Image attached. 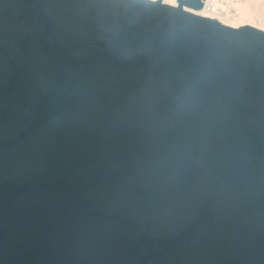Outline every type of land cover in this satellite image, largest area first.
Here are the masks:
<instances>
[{"label":"water","instance_id":"95a60500","mask_svg":"<svg viewBox=\"0 0 264 264\" xmlns=\"http://www.w3.org/2000/svg\"><path fill=\"white\" fill-rule=\"evenodd\" d=\"M203 7L0 0V264H264V31Z\"/></svg>","mask_w":264,"mask_h":264},{"label":"bare ground","instance_id":"6f19581e","mask_svg":"<svg viewBox=\"0 0 264 264\" xmlns=\"http://www.w3.org/2000/svg\"><path fill=\"white\" fill-rule=\"evenodd\" d=\"M164 2L172 5H178V0H164ZM188 10L207 17H213L211 14L206 13L203 9ZM258 15L264 17V0H244L243 3L238 5V13L236 15L220 17L219 20L234 28H240L248 24L264 31V25L262 23H260L261 26L256 24Z\"/></svg>","mask_w":264,"mask_h":264},{"label":"built area","instance_id":"2783aa9c","mask_svg":"<svg viewBox=\"0 0 264 264\" xmlns=\"http://www.w3.org/2000/svg\"><path fill=\"white\" fill-rule=\"evenodd\" d=\"M244 0H204L203 10L211 14L212 18H220L228 15H236L238 13V5ZM264 25V17L259 16L256 19V24Z\"/></svg>","mask_w":264,"mask_h":264},{"label":"rangeland","instance_id":"374dc122","mask_svg":"<svg viewBox=\"0 0 264 264\" xmlns=\"http://www.w3.org/2000/svg\"><path fill=\"white\" fill-rule=\"evenodd\" d=\"M259 16H261V15H258V17H257V18H259Z\"/></svg>","mask_w":264,"mask_h":264}]
</instances>
